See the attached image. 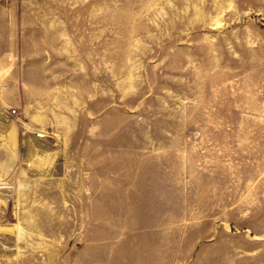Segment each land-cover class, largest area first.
Wrapping results in <instances>:
<instances>
[{
	"label": "rangeland",
	"instance_id": "rangeland-1",
	"mask_svg": "<svg viewBox=\"0 0 264 264\" xmlns=\"http://www.w3.org/2000/svg\"><path fill=\"white\" fill-rule=\"evenodd\" d=\"M251 10L0 0V18L30 29L0 42L22 55L0 73V264H264V30ZM58 15L65 58L37 28Z\"/></svg>",
	"mask_w": 264,
	"mask_h": 264
},
{
	"label": "crops",
	"instance_id": "crops-1",
	"mask_svg": "<svg viewBox=\"0 0 264 264\" xmlns=\"http://www.w3.org/2000/svg\"><path fill=\"white\" fill-rule=\"evenodd\" d=\"M252 6V14L256 18L261 19V28L264 30V0H250ZM27 9V6H26ZM69 19L61 18L59 15L57 17H52L50 20L41 19L37 21V28L40 29L42 32L51 35V40L56 43L55 51L56 57L58 58H65L67 56H72L73 53L71 50L66 49V38L70 37L67 33V22ZM41 21L45 23L41 24ZM31 26V25H30ZM30 32L29 25L25 22V19L22 17L15 19L12 18H0V42H8L11 43L12 41H22L26 35ZM22 55L12 52L9 50H3L0 52V73H7L9 69L13 66L12 62L10 61L12 58H17ZM4 90H6V84H0V97L4 94ZM3 100L0 98V109L3 108ZM57 108V107H56ZM10 129H6L4 127L3 132L5 135V139L9 137ZM8 135V136H7ZM38 138H47L44 137L41 133H36ZM63 137V138H71L72 134L70 133L68 136L64 132L56 131L50 135V138L56 137ZM74 149L72 146H65L60 145L59 150L57 153L61 155H65L70 153V150ZM63 159V157H62ZM49 164V163H48ZM53 165V164H51ZM44 166H47L45 163ZM49 166V165H48Z\"/></svg>",
	"mask_w": 264,
	"mask_h": 264
},
{
	"label": "built area",
	"instance_id": "built-area-1",
	"mask_svg": "<svg viewBox=\"0 0 264 264\" xmlns=\"http://www.w3.org/2000/svg\"><path fill=\"white\" fill-rule=\"evenodd\" d=\"M14 113V112H13Z\"/></svg>",
	"mask_w": 264,
	"mask_h": 264
}]
</instances>
